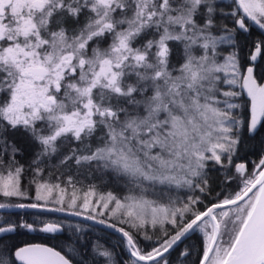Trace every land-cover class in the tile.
Returning a JSON list of instances; mask_svg holds the SVG:
<instances>
[{
    "label": "snow or ice",
    "instance_id": "6c2138e0",
    "mask_svg": "<svg viewBox=\"0 0 264 264\" xmlns=\"http://www.w3.org/2000/svg\"><path fill=\"white\" fill-rule=\"evenodd\" d=\"M0 264H264V0H0Z\"/></svg>",
    "mask_w": 264,
    "mask_h": 264
},
{
    "label": "flooded vegetation",
    "instance_id": "af4514ba",
    "mask_svg": "<svg viewBox=\"0 0 264 264\" xmlns=\"http://www.w3.org/2000/svg\"><path fill=\"white\" fill-rule=\"evenodd\" d=\"M14 211H18V210H14ZM23 211V210H22ZM21 240H35L37 242H48L45 239V234H28L26 236H23L20 238Z\"/></svg>",
    "mask_w": 264,
    "mask_h": 264
},
{
    "label": "trees",
    "instance_id": "16d2710c",
    "mask_svg": "<svg viewBox=\"0 0 264 264\" xmlns=\"http://www.w3.org/2000/svg\"><path fill=\"white\" fill-rule=\"evenodd\" d=\"M107 187L108 186L106 185L105 188H104V190H107ZM113 190H115V189H113ZM18 211H22V210H18ZM47 215L55 218V217L60 216L61 214L51 213V214H47ZM72 219H78V218H72ZM194 242L198 243V241L195 238H194Z\"/></svg>",
    "mask_w": 264,
    "mask_h": 264
}]
</instances>
